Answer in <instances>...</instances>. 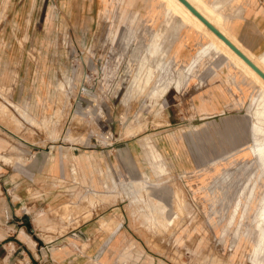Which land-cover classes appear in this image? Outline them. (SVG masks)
<instances>
[{
  "label": "rangeland",
  "instance_id": "374dc122",
  "mask_svg": "<svg viewBox=\"0 0 264 264\" xmlns=\"http://www.w3.org/2000/svg\"><path fill=\"white\" fill-rule=\"evenodd\" d=\"M207 41L162 0H0V264H264V93Z\"/></svg>",
  "mask_w": 264,
  "mask_h": 264
},
{
  "label": "crops",
  "instance_id": "0c3cea01",
  "mask_svg": "<svg viewBox=\"0 0 264 264\" xmlns=\"http://www.w3.org/2000/svg\"><path fill=\"white\" fill-rule=\"evenodd\" d=\"M217 5V10L222 16L223 22L227 29L239 41L243 48L255 55L264 63V0H214L209 1ZM217 1V2H216ZM222 5V12L219 7ZM2 157V155H0ZM85 226L76 227L70 231L69 237H90L96 234V231L88 235ZM107 236H125V232L118 228L111 231ZM96 236V235H95ZM67 237V236H66ZM2 240V239H1ZM74 259L67 260V264L75 262ZM65 262V261H64ZM56 263L55 261L49 262ZM33 264H42L35 261Z\"/></svg>",
  "mask_w": 264,
  "mask_h": 264
},
{
  "label": "bare ground",
  "instance_id": "6f19581e",
  "mask_svg": "<svg viewBox=\"0 0 264 264\" xmlns=\"http://www.w3.org/2000/svg\"><path fill=\"white\" fill-rule=\"evenodd\" d=\"M166 8L173 13L182 17L183 21L201 33H203L208 41L205 45L212 44L219 53H222L227 59L231 60L234 65L238 66L247 76L256 82L264 93V78H262L256 71H254L240 56H238L221 38L214 34L200 19H198L183 3L179 0H162ZM193 6L202 13L214 26H216L230 41L239 47L258 67L264 70V63H262L255 55L247 51L233 34L225 26L222 16L219 14L217 5L210 3L207 0H188ZM217 2V1H216ZM130 48V47H129ZM140 51V50H139ZM231 62V63H232ZM256 87V86H255ZM256 137V134H254ZM262 142V141H261ZM254 150L256 158L264 164V145L256 147Z\"/></svg>",
  "mask_w": 264,
  "mask_h": 264
},
{
  "label": "water",
  "instance_id": "95a60500",
  "mask_svg": "<svg viewBox=\"0 0 264 264\" xmlns=\"http://www.w3.org/2000/svg\"><path fill=\"white\" fill-rule=\"evenodd\" d=\"M198 19H200L214 34L221 38L238 56H240L254 71L264 78V70L258 67L239 47L228 39L216 26H214L202 13H200L188 0H179Z\"/></svg>",
  "mask_w": 264,
  "mask_h": 264
}]
</instances>
